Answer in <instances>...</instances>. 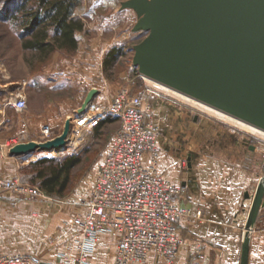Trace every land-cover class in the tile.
Segmentation results:
<instances>
[{"label":"rangeland","instance_id":"1","mask_svg":"<svg viewBox=\"0 0 264 264\" xmlns=\"http://www.w3.org/2000/svg\"><path fill=\"white\" fill-rule=\"evenodd\" d=\"M131 1L80 0L74 8V15L84 23V29L78 32V39H82L84 42L83 53H88L95 58L94 62L89 60L94 67L97 63L95 70L89 68L86 78L77 76L80 81L76 79V85L73 81L74 75L69 76L68 73L61 70V67L57 66L59 61L52 62L49 68L47 63L51 58L47 62H42L38 54L22 48V14L17 13L21 0H0V108L4 102V95H10V91L15 94L23 92L27 98L28 107L26 109L40 114L42 123L50 121L52 133L57 134L66 130V122L69 118L63 122L65 118H58L56 112L60 110H56L55 107L59 108L60 104L66 106L75 101L82 107L92 89H95L96 93L87 104L106 105L119 88L126 87L131 93L142 96L145 101L151 104L152 114L150 117L159 125L162 137H165V134H170L177 139L183 133L190 135L185 142L186 146L182 147L183 151H190L197 148L198 145H200L199 147H210V145L223 147L220 145H227V138L226 143L219 137H227L229 132L234 134L236 142L239 141L238 138H241L247 146H254L258 157L260 155L263 160L262 177L258 180H264L263 133L249 130L233 120L222 118L203 108V106H212L202 100L188 101L179 94L176 95L174 91V93L167 91L163 88L165 86L163 82L145 75L139 70L135 59L136 47L148 36L149 29L138 27L142 15L130 4ZM113 49L117 54L116 60L112 65L105 64L106 56ZM68 53L69 65L75 64L71 60L75 51ZM168 104L171 105L174 112H179L178 119L175 118V114L168 113L169 117L163 115V111H160L159 114L161 107ZM154 105L158 107L156 110ZM9 113L10 116L17 117L16 111L9 109ZM232 118L236 117L232 116ZM54 120L59 123L54 124ZM118 126L119 121L112 118L105 122L98 131L81 133L79 138H83V140L77 148L66 146V149L63 150L66 153L79 152L86 148H88V152L84 154L83 162L74 169L73 181L65 195L46 193L45 197H33L25 196L20 192L0 190V253L18 252L17 246L29 248L32 247V241L36 242L37 240L41 249L44 245L56 240L60 230L68 231L66 234L71 235L74 245L76 244L75 241L80 237L81 232L79 225L74 222V218L80 215L79 210L84 207L82 200L89 195L93 175ZM224 130L227 131L225 135L222 134ZM194 133L200 134L199 138H206L208 142L204 144L200 142L196 145L192 141ZM40 134L41 130L37 135L39 141L41 140ZM72 134L77 135L70 124L68 135ZM27 138L29 137L27 136ZM235 140H232V143ZM0 151H2L1 147ZM44 154L55 153L45 152ZM28 175L26 170L21 173L24 180H28ZM252 197V195L248 196L251 200L245 210V214L248 215L253 202ZM3 215L10 221V224H24L21 228L19 227L18 232L23 234L22 229L24 228V231L28 230L30 235L16 237V231L13 229L11 236H6L3 233ZM247 218L249 219V217ZM248 219L245 225L247 227ZM258 227L264 229V220L259 222ZM253 228L254 226H249L248 234ZM31 249L25 251L39 260L38 254L31 252Z\"/></svg>","mask_w":264,"mask_h":264},{"label":"crops","instance_id":"2","mask_svg":"<svg viewBox=\"0 0 264 264\" xmlns=\"http://www.w3.org/2000/svg\"><path fill=\"white\" fill-rule=\"evenodd\" d=\"M83 43L80 39L78 48L71 57L75 64L69 65V53L61 49L52 54L51 60L48 59L47 67L50 68L52 62L59 61L57 66L69 76L74 75L75 84L78 77L86 78L89 68L95 70L97 63L94 67L92 62L96 61L95 58L88 53H83ZM89 60L92 61L91 64ZM12 94L15 93L10 91V95H4V102L0 108V143L4 144L21 133L29 137L28 141H39L37 135L42 124L40 114L33 113L30 109L17 111L8 102ZM157 105H154L155 110L158 108ZM80 107L77 101L66 106L60 104L59 108L55 107L56 110H60L56 112V115L58 118H65L63 119L65 122L66 118H69ZM9 109L16 111L17 117L10 116ZM160 111H163L162 114L167 117H169L168 113H171L175 114V118H179V112H174L170 104L162 106L159 114ZM53 123L58 124L59 121L54 120ZM222 132L224 135L227 133L225 130ZM62 133L63 131L56 135ZM199 135L197 133L192 135V141L196 145L200 142L203 144L208 142L206 138H199ZM227 135V137H219L224 142L227 138V145H220L223 147L211 145L210 147H199L198 145L190 151L182 150V147L186 146L185 142L189 134L183 133L177 139L170 134H165V137L160 135L161 173L173 182L184 186V192L180 197L183 206L201 210L200 217L193 220L183 218L177 223L179 234L183 239L176 260L177 264H241L243 238L248 232L245 226L248 214H245V210L249 205L248 196L255 194L260 182L258 179L262 177L263 160L260 155L258 157L254 146H247L241 138H238L239 141L236 142V137L230 132ZM232 140H235L234 143ZM187 145L189 146V143ZM10 150L7 153L0 151V175L7 178L21 175V169L29 162L41 156L52 155L44 154L45 152L56 153L55 151L37 150L30 155L15 156L10 154ZM85 212V207L79 210L80 215H84ZM4 217L3 215V233L6 236H11L13 229L16 231V237L30 235L28 230L24 231V228L22 229L23 234L18 232L19 227L21 228L24 224H10V221ZM263 220L264 207L259 211L254 228L249 231L248 264H264V229L258 227L259 222ZM66 233L68 231L60 230L57 239L41 249L38 240L32 241V247L29 248L17 246L18 252H28L25 250L32 248L30 251L37 253L40 257L39 261L43 264H57L60 256L58 253L65 252L71 258L72 264H75V245L71 235ZM118 236L116 231L99 233L94 250L88 254L89 264H113ZM147 264L164 263L151 254Z\"/></svg>","mask_w":264,"mask_h":264},{"label":"built area","instance_id":"3","mask_svg":"<svg viewBox=\"0 0 264 264\" xmlns=\"http://www.w3.org/2000/svg\"><path fill=\"white\" fill-rule=\"evenodd\" d=\"M17 111L28 107L26 96L17 92L8 98ZM152 106L126 87L119 88L106 105H88L83 112L69 117L76 136L67 135L68 146L77 148L81 133L94 131L110 116L119 121L110 145L93 175L87 198L82 200L84 215L74 218L80 227L75 241V264H89L88 254L94 250L98 234L116 231L113 264H147L154 254L164 264H177L183 239L177 223L201 216V210L183 206L180 197L184 186L165 177L160 171V127L151 118ZM40 141L55 138L48 122L40 126ZM28 142L25 133L0 143L5 153L16 144ZM0 190L20 192L25 196L45 197L37 185L20 176L0 175ZM0 264H43L27 252L0 253ZM51 264V263H50ZM57 264H72L62 252Z\"/></svg>","mask_w":264,"mask_h":264},{"label":"water","instance_id":"4","mask_svg":"<svg viewBox=\"0 0 264 264\" xmlns=\"http://www.w3.org/2000/svg\"><path fill=\"white\" fill-rule=\"evenodd\" d=\"M149 29L136 47L139 70L264 128V0H132ZM96 93L90 90L86 109ZM66 130L46 141L21 142L11 155L66 149ZM264 207L261 179L250 209L248 227ZM249 234L242 243L241 264H248Z\"/></svg>","mask_w":264,"mask_h":264},{"label":"trees","instance_id":"5","mask_svg":"<svg viewBox=\"0 0 264 264\" xmlns=\"http://www.w3.org/2000/svg\"><path fill=\"white\" fill-rule=\"evenodd\" d=\"M80 0H21L17 13L22 14V48L39 55L47 62L57 50L74 52L78 48V32L84 29V23L74 15V8ZM113 49L105 58V64L112 65L116 60ZM112 117L104 118L94 130ZM88 148L79 152H56L29 162L21 169L26 170L28 180L25 183L37 184L47 194L63 196L68 191L74 169L83 162Z\"/></svg>","mask_w":264,"mask_h":264},{"label":"bare ground","instance_id":"6","mask_svg":"<svg viewBox=\"0 0 264 264\" xmlns=\"http://www.w3.org/2000/svg\"><path fill=\"white\" fill-rule=\"evenodd\" d=\"M162 82V81H161ZM164 84H165V86H163V88L164 89H166L167 91H169V92H176V95H180L182 98H184L185 100H188V101H194L193 99H197L198 101L200 100H202L203 102H205V103H208V104H210L212 107H209V105L208 106H203V108H205V109H208L209 111H211V112H213V113H215V114H217L218 116H220V117H222V118H226V119H228V120H230V121H234V122H236V123H238L239 125H241V126H244L245 128H247V129H249V130H252V131H258L259 133H263L264 134V128H262V127H260L259 125H256V124H254V123H251V122H249V121H247V120H245V119H243V118H241V117H239V116H236V115H234V114H232V113H230V112H228L227 110H225V109H223V108H221V107H218V106H216V105H213V104H211V103H209V102H207V101H205V100H203V99H201V98H199V97H197V96H195V95H192V94H190V93H188V92H186V91H184V90H181V89H179V88H177V87H174V86H172V85H170V84H168V83H165V82H163ZM173 92V93H174ZM192 98V99H191ZM214 107V108H213ZM224 112V113H223ZM227 113V114H226ZM229 115V116H228ZM231 115V116H230ZM232 116H235L236 118H232ZM247 123V124H246ZM254 196V195H253ZM251 201V200H250ZM252 201H253V197H252ZM247 217H249V215L247 216ZM248 219V218H247Z\"/></svg>","mask_w":264,"mask_h":264}]
</instances>
